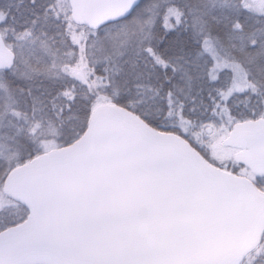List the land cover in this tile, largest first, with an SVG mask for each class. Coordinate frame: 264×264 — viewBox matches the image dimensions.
Wrapping results in <instances>:
<instances>
[{"label": "snow or ice", "instance_id": "6c2138e0", "mask_svg": "<svg viewBox=\"0 0 264 264\" xmlns=\"http://www.w3.org/2000/svg\"><path fill=\"white\" fill-rule=\"evenodd\" d=\"M0 264H264V0H0Z\"/></svg>", "mask_w": 264, "mask_h": 264}]
</instances>
